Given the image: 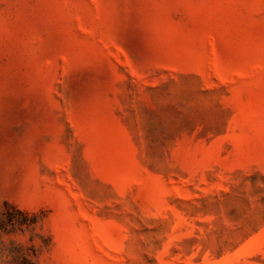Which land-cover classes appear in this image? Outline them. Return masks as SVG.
Instances as JSON below:
<instances>
[{
    "label": "rangeland",
    "instance_id": "374dc122",
    "mask_svg": "<svg viewBox=\"0 0 264 264\" xmlns=\"http://www.w3.org/2000/svg\"><path fill=\"white\" fill-rule=\"evenodd\" d=\"M0 264H264V0H0Z\"/></svg>",
    "mask_w": 264,
    "mask_h": 264
}]
</instances>
